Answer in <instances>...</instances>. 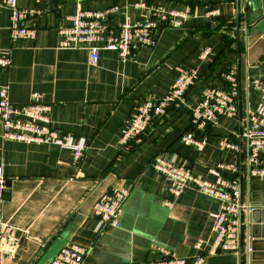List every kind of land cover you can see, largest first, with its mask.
<instances>
[{"label": "crops", "instance_id": "crops-1", "mask_svg": "<svg viewBox=\"0 0 264 264\" xmlns=\"http://www.w3.org/2000/svg\"><path fill=\"white\" fill-rule=\"evenodd\" d=\"M136 1L187 12L189 18L180 27L160 22L155 46H134L126 62L118 51L101 49L98 62L91 64L86 49L59 46V29L70 25V16L79 9L108 10L104 38L110 32L118 35L127 18L144 24L151 11L135 7ZM18 4L33 10L26 24L38 34L13 46L11 12L0 0V56L10 55L12 60L9 68L0 67V87L9 86L15 104L40 93L51 104V125L61 134H71L74 144L84 146V155L74 162L73 143L6 139L0 118V166L10 183L9 193L0 198V224L16 226L19 243L16 256L5 264H51L72 243L88 250L84 264H131L156 259L162 251L194 255L195 242L213 238L221 201L192 187L173 196L168 180L152 166L161 153L210 181L220 172L236 177L240 200L264 208V177L249 176L248 145L242 136L250 112L260 102V91L251 82L264 77V34L240 43L239 66L238 0H128L116 10L115 0H18ZM239 8L245 15L247 1L239 0ZM212 9L218 13L207 16ZM206 45L212 52L202 60L199 52ZM182 69L198 73L185 98L171 103L141 136L123 143L122 132L136 104L164 96ZM230 73L238 84L237 115H224L216 125L198 130L203 149L185 144L181 135L191 126L190 107L208 87L230 90ZM225 137L234 139L238 149L222 147ZM221 165L236 170L220 169ZM113 188L130 191L120 226L99 228L93 205ZM242 213V224L247 225L249 211ZM204 264H240L239 251L207 256Z\"/></svg>", "mask_w": 264, "mask_h": 264}, {"label": "built area", "instance_id": "built-area-1", "mask_svg": "<svg viewBox=\"0 0 264 264\" xmlns=\"http://www.w3.org/2000/svg\"><path fill=\"white\" fill-rule=\"evenodd\" d=\"M116 10L121 4L128 5V0H115ZM10 9V35L13 46L28 39H35L38 31L26 24V20L33 14V10L20 7L18 0H3ZM133 5L151 11L148 20L141 25L133 24L129 18L121 24L119 34L112 32L106 38L102 36L103 19L107 11L78 10L70 16V25L59 29L61 36L59 46L67 49H86L89 62L96 64L101 49L116 50L123 62L130 59L134 46H155L157 39L155 29L160 22L170 26L180 27L189 18L187 12L167 9L162 6H148L143 1H136ZM218 10L212 9L207 16H214ZM104 40L103 43L100 41ZM212 52V47L204 46L200 52V59H206ZM12 60L10 55L0 56V67L9 68ZM198 78L196 70L182 69L173 82L171 88L162 97H147L135 106L134 113L126 122L121 141L127 143L141 136L151 122L163 114L166 108L177 100H183L187 91L195 85ZM231 88L225 90L218 87H208L203 90L196 103L190 107V129L181 135V141L201 150L205 141L197 136L198 130L216 125L224 115L236 116L237 79L234 73L228 75ZM253 88L260 91V102L257 108L250 112L248 125L242 132L247 140V166L249 176L264 177V77L252 80ZM51 104L41 99V94L34 92L32 99L23 104H15L9 94V86L0 87V118L3 124V136L9 140L46 143L61 141L72 144L71 134H61L51 125L49 112ZM73 145V160L79 162L84 155V146ZM221 146L228 150L238 149V144L229 137L223 138ZM154 170L169 182V191L173 196L180 195L186 188L197 190L218 198L221 201L220 211L215 216L213 225L214 236L211 240H198L194 244L195 253L192 256L181 257L168 251H162L160 257L131 264H204L207 256L223 252H238L240 248V216L242 210L255 208L251 204L240 202L241 184L236 177L220 172L215 181L204 179L193 172L190 166L166 154H158L152 162ZM219 168L234 169L231 165H221ZM7 179L3 167L0 166V198L5 195ZM127 188H113L105 191L93 205V215L97 218L98 227L120 226V218L124 203L129 196ZM170 203L167 201V204ZM16 226L2 222L0 224V264L13 259L18 251ZM88 253L84 247L72 243L65 245L55 256L51 264H84Z\"/></svg>", "mask_w": 264, "mask_h": 264}, {"label": "water", "instance_id": "water-1", "mask_svg": "<svg viewBox=\"0 0 264 264\" xmlns=\"http://www.w3.org/2000/svg\"><path fill=\"white\" fill-rule=\"evenodd\" d=\"M247 11L242 16L237 10V45L238 62L240 66V43L242 41L253 42L255 38L264 34V0H246ZM243 20V23H242ZM243 24V28L242 25ZM5 195L9 193V182L6 183ZM241 199V197H240ZM96 202V201H95ZM241 203L242 200H240ZM240 216V264H264V208H253L248 213V224H242ZM246 228V231H245ZM247 244L246 250L244 245Z\"/></svg>", "mask_w": 264, "mask_h": 264}, {"label": "trees", "instance_id": "trees-1", "mask_svg": "<svg viewBox=\"0 0 264 264\" xmlns=\"http://www.w3.org/2000/svg\"><path fill=\"white\" fill-rule=\"evenodd\" d=\"M189 90H190V89H189ZM189 90H188V91H189ZM188 91H187V93H188ZM187 93H186V94H187ZM210 126H212V125H210ZM210 126H207V127H210Z\"/></svg>", "mask_w": 264, "mask_h": 264}]
</instances>
